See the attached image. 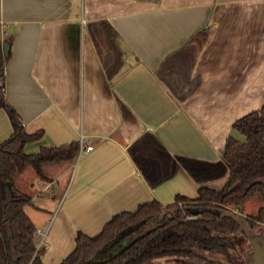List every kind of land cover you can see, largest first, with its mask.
<instances>
[{
	"label": "crops",
	"instance_id": "crops-1",
	"mask_svg": "<svg viewBox=\"0 0 264 264\" xmlns=\"http://www.w3.org/2000/svg\"><path fill=\"white\" fill-rule=\"evenodd\" d=\"M0 43L4 97L43 130L25 151L92 145L16 176L43 264L117 213L222 188L232 124L264 104V0H0Z\"/></svg>",
	"mask_w": 264,
	"mask_h": 264
},
{
	"label": "trees",
	"instance_id": "trees-1",
	"mask_svg": "<svg viewBox=\"0 0 264 264\" xmlns=\"http://www.w3.org/2000/svg\"><path fill=\"white\" fill-rule=\"evenodd\" d=\"M5 57L0 43V75ZM0 107L6 110L13 127L10 136L0 142V264H43L44 248L37 247L36 227L24 210L31 195L18 191L13 180L28 166L43 177L44 164L72 160L80 145L73 141L28 153L25 144L40 138L43 130L24 129L18 113L4 97L3 84ZM232 125L244 139L231 135L226 139L222 157L229 175L222 188L200 187L195 197L178 194L173 203L165 206L152 200L133 211L117 213L95 235L78 232L74 248L58 264H157L153 263L155 259L174 255L193 260L198 256L196 249L220 252L232 263L235 244L225 235L246 233L232 217H222L216 210H232L230 206H238L256 192L264 200V104ZM168 209L174 216L164 215ZM263 216L264 204L254 215L242 218L251 229ZM188 217L191 218L180 221Z\"/></svg>",
	"mask_w": 264,
	"mask_h": 264
},
{
	"label": "rangeland",
	"instance_id": "rangeland-1",
	"mask_svg": "<svg viewBox=\"0 0 264 264\" xmlns=\"http://www.w3.org/2000/svg\"><path fill=\"white\" fill-rule=\"evenodd\" d=\"M34 175V169L28 167L23 174V178L26 180L29 176ZM17 177L14 178L15 186L18 187ZM264 204L262 194L260 192L254 193L250 198L239 204L238 206H230V209L238 212L243 216L254 215L258 208ZM251 234L261 233L264 235V216L262 220L258 221L253 228L250 229ZM229 240L235 244V248L231 250V256L233 257V262H228L224 259L223 254L220 252L210 253L200 249H196L198 256L194 257L196 260L203 264H243V257L251 249L250 241L247 236L241 231L235 233L226 234ZM157 264H191L188 262V258L184 256L174 255L169 257L158 258L153 261Z\"/></svg>",
	"mask_w": 264,
	"mask_h": 264
},
{
	"label": "water",
	"instance_id": "water-1",
	"mask_svg": "<svg viewBox=\"0 0 264 264\" xmlns=\"http://www.w3.org/2000/svg\"><path fill=\"white\" fill-rule=\"evenodd\" d=\"M7 43L4 44V54L7 56L8 49ZM9 189L12 193H14V189L12 184L9 182ZM217 214H220L222 217L229 216L232 217L236 222H238L243 230L246 233V236L251 244V249L246 252V254L243 257V264H264V235H258V234H251L250 229L248 227V224L244 218H242V215L239 214L236 211L232 210H226V209H218L216 210ZM170 214L171 216H174V212L170 209L166 210L164 212V215ZM191 217L181 219L180 221H185ZM188 262L191 264H200L194 260L188 259Z\"/></svg>",
	"mask_w": 264,
	"mask_h": 264
},
{
	"label": "built area",
	"instance_id": "built-area-1",
	"mask_svg": "<svg viewBox=\"0 0 264 264\" xmlns=\"http://www.w3.org/2000/svg\"><path fill=\"white\" fill-rule=\"evenodd\" d=\"M92 148V145H87L86 147H85V149H83V147H80V152H82L83 150H88V149H91ZM49 186L47 185L46 186V188H48ZM39 230V229H38ZM40 231V230H39ZM44 234H45V232L43 233V236H42V238H41V240H40V243H39V245L43 242V238H44ZM39 247V246H38Z\"/></svg>",
	"mask_w": 264,
	"mask_h": 264
},
{
	"label": "flooded vegetation",
	"instance_id": "flooded-vegetation-1",
	"mask_svg": "<svg viewBox=\"0 0 264 264\" xmlns=\"http://www.w3.org/2000/svg\"><path fill=\"white\" fill-rule=\"evenodd\" d=\"M258 235H263V234H261V233H258ZM196 262H198V261H196ZM198 263H200V262H198ZM200 264H203V263H200Z\"/></svg>",
	"mask_w": 264,
	"mask_h": 264
}]
</instances>
